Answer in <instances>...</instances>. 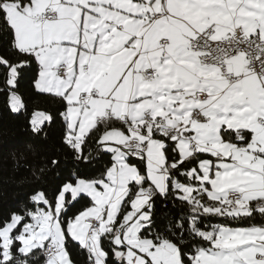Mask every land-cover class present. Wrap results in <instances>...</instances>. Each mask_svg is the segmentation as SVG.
I'll list each match as a JSON object with an SVG mask.
<instances>
[{
	"label": "snow or ice",
	"instance_id": "6c2138e0",
	"mask_svg": "<svg viewBox=\"0 0 264 264\" xmlns=\"http://www.w3.org/2000/svg\"><path fill=\"white\" fill-rule=\"evenodd\" d=\"M0 107V264H264V0H0Z\"/></svg>",
	"mask_w": 264,
	"mask_h": 264
},
{
	"label": "trees",
	"instance_id": "16d2710c",
	"mask_svg": "<svg viewBox=\"0 0 264 264\" xmlns=\"http://www.w3.org/2000/svg\"><path fill=\"white\" fill-rule=\"evenodd\" d=\"M28 140L24 117L0 107V202L11 201L16 195V179L23 174V165L17 169L10 154L23 148Z\"/></svg>",
	"mask_w": 264,
	"mask_h": 264
}]
</instances>
